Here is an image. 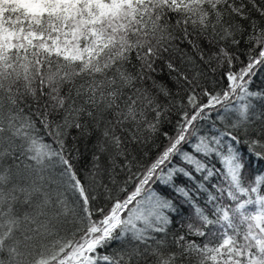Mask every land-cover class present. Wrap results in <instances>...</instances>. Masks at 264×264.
I'll return each instance as SVG.
<instances>
[{
	"label": "snow or ice",
	"instance_id": "6c2138e0",
	"mask_svg": "<svg viewBox=\"0 0 264 264\" xmlns=\"http://www.w3.org/2000/svg\"><path fill=\"white\" fill-rule=\"evenodd\" d=\"M0 264H264V0H0Z\"/></svg>",
	"mask_w": 264,
	"mask_h": 264
}]
</instances>
